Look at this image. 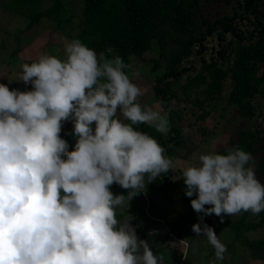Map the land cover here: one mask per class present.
<instances>
[{
	"label": "clouds",
	"instance_id": "clouds-1",
	"mask_svg": "<svg viewBox=\"0 0 264 264\" xmlns=\"http://www.w3.org/2000/svg\"><path fill=\"white\" fill-rule=\"evenodd\" d=\"M63 51V59L42 54L21 65L19 81L31 90L0 84V264H159L135 229L115 218L125 196L114 197L109 186L127 189L128 203L173 167L157 141L134 127L166 134L167 117L137 102L144 92L120 56H98L79 39ZM64 121L72 123L71 151L60 136ZM182 180L200 214L191 231L222 261L226 247L203 217L223 222L264 211L253 157L238 146L200 154Z\"/></svg>",
	"mask_w": 264,
	"mask_h": 264
},
{
	"label": "trees",
	"instance_id": "trees-1",
	"mask_svg": "<svg viewBox=\"0 0 264 264\" xmlns=\"http://www.w3.org/2000/svg\"><path fill=\"white\" fill-rule=\"evenodd\" d=\"M63 1L9 0L5 8L28 21L26 30L45 18L52 20L57 30H65L70 40L79 39L94 49L98 56L103 54L108 59L120 56L128 65L125 71L129 77L130 58L140 59L156 46L165 62L162 65L159 58L153 60L151 70L162 68L163 72L154 79L152 100L159 102L166 113L168 132L158 133L147 124L134 127L152 136L164 149L163 155L173 163H179L182 155L178 150L189 140L186 130L191 124L185 123L186 116L194 115L196 133L206 136L209 129L204 127V121L224 92L228 94V104L235 106L241 117L250 119L260 115L261 109L264 112V0H82L75 26L71 16L60 17ZM45 3L49 6L40 11ZM208 38H214L216 45L210 44L213 41ZM168 42L175 45V50L167 55ZM227 81L229 89L225 87ZM60 136L68 142L71 151L75 143L72 123L61 130ZM234 146L251 154L255 176L264 184V136L255 130L240 129L228 143L218 145L215 152L223 153ZM170 170L157 176L152 184L147 183L142 193H131L134 197L130 207L124 205L129 198L128 190L115 183L109 186L114 197L125 196L122 213L115 212V218L122 223L132 211L130 226L138 240H145L159 257V264L179 263L181 254L177 251L178 263L167 257L175 249L171 233L178 236V223L190 222L194 214L191 208L188 220L186 216L182 220L166 206L167 191L156 186L167 180ZM145 207H150L149 214L144 213ZM203 223L207 224L204 217ZM151 224L165 229L162 238L147 231ZM224 224L234 231L235 237L242 236L241 245L248 248L253 259L264 264V238H244L247 231L264 226V211L255 215L241 211L236 219H227Z\"/></svg>",
	"mask_w": 264,
	"mask_h": 264
},
{
	"label": "rangeland",
	"instance_id": "rangeland-1",
	"mask_svg": "<svg viewBox=\"0 0 264 264\" xmlns=\"http://www.w3.org/2000/svg\"><path fill=\"white\" fill-rule=\"evenodd\" d=\"M8 2L9 0H0V84H5L9 90H31L30 83L25 85L24 82L19 81L21 65L35 60L42 54L63 59V46L66 42L70 41V39L66 32H64L65 30H57L54 22L45 18L40 20V22L31 29L26 30L25 26L28 21L15 14L16 12L7 10L5 4ZM63 2L64 9L60 17L65 19L71 16V23L75 26L82 10V0H64ZM47 6H49V3L43 4L40 11ZM208 40H211V38H208ZM211 41L213 42H210V44L216 45L214 38H212ZM166 44H168V55V52L175 50V45L171 42ZM13 51H17V53L12 54ZM158 58L163 65L165 58L164 56L159 57L158 48L156 46L146 52L140 59L131 57V75L129 78L144 92L142 96L137 98V102L141 106H148L158 110L161 115H166V113L162 111L159 102L152 100L154 79L163 72L162 68L157 69L155 72L151 70L154 65L153 60ZM225 87L229 89L228 81L225 83ZM227 95L228 94L224 92L221 101L215 104L208 118L204 121V127L209 129L206 136L204 134L201 136L196 133L197 121H195V116L190 114L186 116L184 120L185 123L191 124L189 130H186V135L189 140H186L187 143L183 144L181 149L178 150V153L182 156L178 161L179 163H173L170 176L166 177L167 180H162V183L156 186L167 191L168 197H166L165 202L167 200L168 202L166 206L176 211L182 220L184 216H186L188 220L190 211H192L189 201L195 198V195L189 198L184 194L186 186L182 180V170L196 164L197 157L200 154L216 151L218 145L228 143L240 129L255 130L259 135L264 136L263 110L261 109L260 115L256 114L250 119L241 117L235 110V106L228 104L226 99ZM68 123L71 122H62L61 130H66ZM153 182L154 181L149 184ZM127 201L124 205L127 207L133 206V198L128 203ZM150 202H152V200ZM205 207L209 206L206 205ZM122 210L123 208L121 205L115 207V212L117 213H122ZM150 212V207L144 208V213L149 214ZM152 212H155V209H153ZM169 213L170 212H167V214ZM198 215L200 214L194 212L190 222H186V224L184 221L178 223L180 228L177 233L179 234L178 236L176 232L171 233V241L175 249L167 253L169 260L172 259L176 261L179 259L177 253H185L183 257L181 256V260H185L179 264H209L210 261L212 264H263L259 260L253 259L250 256L248 248L241 245L242 236L235 237L234 231L232 229H227L224 224L227 219H236L238 213L231 216L225 215L223 222H220L219 218L215 215L204 217L207 225L212 227L218 240L226 247L224 259L222 261H216L214 258V249L208 243L207 239L202 236H197V234L191 231V226L198 222ZM247 219L246 217V220ZM248 220L253 221V219ZM132 221V211L130 210L125 218H123L122 223L130 224ZM142 226L145 227L146 223L143 222ZM146 229L147 231L153 232L157 238H162L164 236L165 229L161 225L151 224ZM245 237L250 240L264 238V226H257L254 230L247 231L244 234V238Z\"/></svg>",
	"mask_w": 264,
	"mask_h": 264
}]
</instances>
